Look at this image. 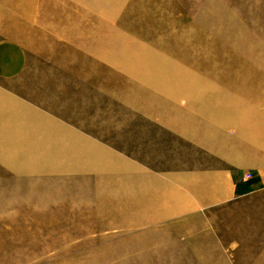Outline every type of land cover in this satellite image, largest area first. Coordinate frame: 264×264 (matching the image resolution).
Segmentation results:
<instances>
[{
	"label": "rangeland",
	"instance_id": "1",
	"mask_svg": "<svg viewBox=\"0 0 264 264\" xmlns=\"http://www.w3.org/2000/svg\"><path fill=\"white\" fill-rule=\"evenodd\" d=\"M0 39L26 50L21 80L111 88L87 96L81 123L126 151L128 75L188 86L248 72L264 88V0H0ZM1 166L0 264H264V188L232 200L233 218L224 205L139 225L160 218L118 210V197L87 187L97 181L21 184Z\"/></svg>",
	"mask_w": 264,
	"mask_h": 264
},
{
	"label": "crops",
	"instance_id": "2",
	"mask_svg": "<svg viewBox=\"0 0 264 264\" xmlns=\"http://www.w3.org/2000/svg\"><path fill=\"white\" fill-rule=\"evenodd\" d=\"M16 43L0 39V164L19 171L21 184L97 181L87 187L118 197V210L127 202L136 219L160 218L139 225L224 205L233 218L232 200L264 188L259 75L188 86L181 77L152 73L133 83L128 75L125 104L137 121H127L126 151L81 123L87 96L111 88L84 77L21 80L29 66Z\"/></svg>",
	"mask_w": 264,
	"mask_h": 264
},
{
	"label": "bare ground",
	"instance_id": "3",
	"mask_svg": "<svg viewBox=\"0 0 264 264\" xmlns=\"http://www.w3.org/2000/svg\"><path fill=\"white\" fill-rule=\"evenodd\" d=\"M48 14H49V13H48ZM49 16H50V14H49ZM63 19L65 20V18H63ZM78 26H79V25H78ZM78 26L74 27V29L77 30V27H78ZM74 29H73V30H74ZM96 36H98V35H96ZM100 38H101V37H99V39H100ZM34 43H36V44H40V43H37V41H36V42L34 41ZM49 46H50V45H49ZM115 53H119V54H120L121 51H120V50H119V52H116V51H115ZM130 55H131V54H130ZM128 56H129V55H128ZM128 56H127V57H128ZM132 56H133V55H132ZM112 57H116V56H112ZM127 57H126V58H127ZM129 58H130V57H129ZM121 59L124 60V58H121ZM136 59H140V58L137 57Z\"/></svg>",
	"mask_w": 264,
	"mask_h": 264
},
{
	"label": "built area",
	"instance_id": "4",
	"mask_svg": "<svg viewBox=\"0 0 264 264\" xmlns=\"http://www.w3.org/2000/svg\"><path fill=\"white\" fill-rule=\"evenodd\" d=\"M245 175H246V176L250 175V172H246Z\"/></svg>",
	"mask_w": 264,
	"mask_h": 264
}]
</instances>
